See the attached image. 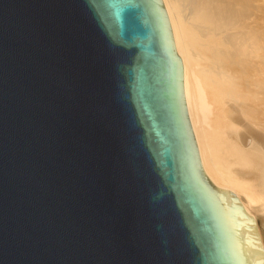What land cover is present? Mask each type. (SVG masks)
<instances>
[{
	"label": "water",
	"instance_id": "1",
	"mask_svg": "<svg viewBox=\"0 0 264 264\" xmlns=\"http://www.w3.org/2000/svg\"><path fill=\"white\" fill-rule=\"evenodd\" d=\"M197 163L158 0H0V264H262Z\"/></svg>",
	"mask_w": 264,
	"mask_h": 264
},
{
	"label": "bare ground",
	"instance_id": "2",
	"mask_svg": "<svg viewBox=\"0 0 264 264\" xmlns=\"http://www.w3.org/2000/svg\"><path fill=\"white\" fill-rule=\"evenodd\" d=\"M197 165L250 218L264 264V0H158Z\"/></svg>",
	"mask_w": 264,
	"mask_h": 264
}]
</instances>
